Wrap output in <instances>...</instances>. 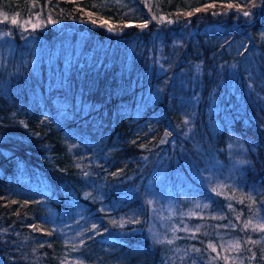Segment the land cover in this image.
<instances>
[{"label": "trees", "instance_id": "16d2710c", "mask_svg": "<svg viewBox=\"0 0 264 264\" xmlns=\"http://www.w3.org/2000/svg\"><path fill=\"white\" fill-rule=\"evenodd\" d=\"M252 3L0 0L7 21L42 23L1 27L0 264H264ZM246 57L240 103L221 79Z\"/></svg>", "mask_w": 264, "mask_h": 264}, {"label": "rangeland", "instance_id": "374dc122", "mask_svg": "<svg viewBox=\"0 0 264 264\" xmlns=\"http://www.w3.org/2000/svg\"><path fill=\"white\" fill-rule=\"evenodd\" d=\"M213 6V5H211ZM233 8V7H232ZM231 12L234 10H238V8H233L230 9ZM241 12H239L240 14L243 15L244 11L243 10H239ZM13 19V18H12ZM12 19H10L9 21H7V18L5 16H1L0 15V58L2 57L4 60L7 61V59L10 57L13 49H14V43H13V38L10 35V30H7V32L5 30H2L1 27H6L7 24L10 25L12 24ZM17 23H15L16 25L19 24L21 26L22 29L27 30V29H36V28H40V26L42 25L41 21H18L16 19ZM217 25V24H214ZM238 27V26H237ZM235 27V28H237ZM27 28V29H26ZM237 30H239V28H237ZM5 33H8V35H5ZM229 49H233L232 47H229ZM2 52H4V54H1ZM232 53V52H231ZM249 57V55H248ZM243 58V61L239 62L237 61V63H229L228 64V68L225 71V73L227 74L226 77H222L221 79V84L225 85L224 87L225 89V95L228 97L230 94H234L235 95V99L240 102L242 101V94H241V90L244 89L241 82H242V78L240 76V74L243 73V76H245V80L247 79V83H246V87L244 89V91L246 92V94H248V90H250L253 84H251V80H249L248 78H251L252 73H251V66H252V61L249 59ZM239 63V64H238ZM243 65V66H242ZM242 72V73H241ZM229 98V97H228ZM217 101L216 97H213L211 99V103L208 106V109L210 112H213L214 110H216L215 108V103ZM241 103V102H240ZM255 225L257 227H259L260 224H263L262 221V217L259 214V212H257V215L254 219ZM264 244V243H263ZM262 255H264V247L262 250Z\"/></svg>", "mask_w": 264, "mask_h": 264}, {"label": "snow or ice", "instance_id": "6c2138e0", "mask_svg": "<svg viewBox=\"0 0 264 264\" xmlns=\"http://www.w3.org/2000/svg\"><path fill=\"white\" fill-rule=\"evenodd\" d=\"M251 6H252V7H256V6H257L256 3H255V0H253V3H252ZM228 7L231 8L232 5H229ZM197 11H199V9H197ZM243 14H244L245 16L250 15V13H249L248 11H245ZM88 15L91 16L92 13H89ZM189 15H191V13H189ZM153 19H156V17L153 16ZM160 19L163 20L164 17H160ZM11 22H12L13 24L17 23V21H16L15 18H13ZM49 22H51V23H55V21L51 20V18H49ZM93 23H95V21H93ZM137 27L142 28V29L148 27V21H145V22H143V23H141V24H138ZM110 30H111V29H110ZM5 35H8V33H5ZM247 199L252 200L253 198H252L251 195H248V196H247ZM253 202H254V201H253ZM150 203H151V202H150ZM205 207H207V205H205ZM229 207H231V205H229ZM111 223L116 224L117 222H116V221H112ZM250 223H251L250 220L246 222V224H250ZM93 227H95V226H93ZM259 228H260V229H264V224H260V225H259ZM169 243H171V241H169ZM252 243H258V241H252ZM238 246H239V245H238V243H237V247H238ZM208 247L211 248L213 251L216 250V248H215V246H214L213 244H209ZM193 250H194V251H199V249H193Z\"/></svg>", "mask_w": 264, "mask_h": 264}]
</instances>
